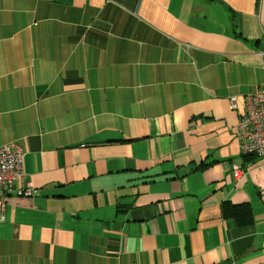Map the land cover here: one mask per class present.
I'll list each match as a JSON object with an SVG mask.
<instances>
[{
  "label": "crops",
  "instance_id": "1",
  "mask_svg": "<svg viewBox=\"0 0 264 264\" xmlns=\"http://www.w3.org/2000/svg\"><path fill=\"white\" fill-rule=\"evenodd\" d=\"M262 87L264 0H0V146L34 187L0 264H264Z\"/></svg>",
  "mask_w": 264,
  "mask_h": 264
},
{
  "label": "built area",
  "instance_id": "2",
  "mask_svg": "<svg viewBox=\"0 0 264 264\" xmlns=\"http://www.w3.org/2000/svg\"><path fill=\"white\" fill-rule=\"evenodd\" d=\"M237 110V98L231 101ZM237 135L244 155H254L264 164V87L244 97V111L237 124ZM24 151L16 143L0 146V202L4 207L10 195L31 197L33 184L23 171ZM241 170L234 168V176L239 178Z\"/></svg>",
  "mask_w": 264,
  "mask_h": 264
},
{
  "label": "trees",
  "instance_id": "3",
  "mask_svg": "<svg viewBox=\"0 0 264 264\" xmlns=\"http://www.w3.org/2000/svg\"><path fill=\"white\" fill-rule=\"evenodd\" d=\"M223 212L225 217L235 218L241 224H249L252 222V212L248 206H238L227 203L223 205Z\"/></svg>",
  "mask_w": 264,
  "mask_h": 264
}]
</instances>
